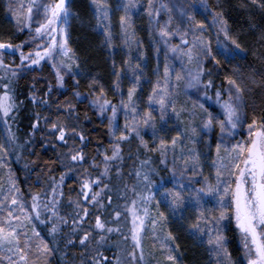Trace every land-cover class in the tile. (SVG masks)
<instances>
[{
    "label": "snow or ice",
    "instance_id": "snow-or-ice-1",
    "mask_svg": "<svg viewBox=\"0 0 264 264\" xmlns=\"http://www.w3.org/2000/svg\"><path fill=\"white\" fill-rule=\"evenodd\" d=\"M3 3L12 27L6 39L0 38V122L6 131L0 137V170L7 173L6 181L0 177V264H51L53 259L56 264H148L142 243L145 233L151 234L153 248L161 253L163 264H183L179 237L167 228L169 224L185 231L194 246L203 249L206 264H264V101L257 106L250 105L248 99L254 89L264 90V74L259 81L255 72L245 79L238 69H233V74L225 75L217 85L222 71L218 57L231 63L247 56L238 37L230 34L223 10H214L208 0H199L211 17L210 23H205L196 20V0H146V5L141 0H116L114 5L109 0H90L93 30L103 37L100 47L108 51L111 59V74L115 77L111 90L120 97L113 103L101 78L83 70L86 59L82 61L70 46L71 23L78 19L72 0ZM250 3L264 10V0ZM114 12L121 13L118 34L113 30ZM140 13L147 16L157 57L160 45L164 47L163 75L159 74L158 61L154 83L145 78L146 55L136 34L134 16ZM23 34L24 39L14 42ZM117 35L121 40L119 50L127 49L120 67L115 60ZM176 38L180 42L173 44L171 41ZM260 39L264 41V33ZM169 53L182 66L174 75ZM42 62L50 66L55 85L46 81L44 91L37 88L39 80L33 77L25 99L20 100L19 80L41 67ZM66 77L72 80V95L77 102L88 101L90 96V107L107 119L111 143L103 152L96 149L97 155L102 156L103 170L94 178L89 168L99 169L101 163L93 157L88 167H83L88 161L84 152L87 137L83 131H77L76 105L67 99L60 103L51 99L55 90L67 87ZM88 77L90 91L81 93L77 90L80 78ZM126 78L130 86L125 98L121 85ZM145 82L152 83V87L147 107L142 109L140 93ZM190 90L196 99L189 95ZM181 92L188 96L190 106L186 101L177 107ZM26 103L48 111L55 108L66 116L52 120L41 111H33L29 138L21 143L12 128ZM121 112L122 127L117 119ZM154 112H158V119ZM85 119H89L86 114ZM173 130L175 135L168 138L167 133ZM40 131H47L67 149L58 154L56 161L65 171L59 178L47 176L45 183L50 193L29 190L30 199H26L10 166L11 158L14 156L19 162L25 150L36 155L28 146ZM145 135L151 136V145ZM133 141L138 143L135 154L129 150V159L134 160L135 166L128 175L134 177V183L128 184L122 171L125 157L121 145H131ZM141 152L144 159H140ZM149 153L159 154V164L171 174V188L165 187L167 181L158 167L152 166ZM209 157L213 172L205 175L203 164ZM36 165L37 161L32 160L24 168L32 172ZM113 168L116 179L122 183L115 191L110 183L103 182L104 178L111 182ZM51 171L49 167L48 172ZM74 172L79 193L76 199L69 198L72 212L61 215L63 186ZM154 176L159 179H153ZM36 179L41 181L40 173ZM94 186L99 190L93 191ZM117 200L124 203L113 207ZM36 222L47 227L50 240L37 230ZM65 227L70 230L63 232ZM229 231L238 235L240 255L236 258L229 250ZM112 234L118 240L112 241ZM76 248L81 250L73 251ZM112 248L116 251L107 255Z\"/></svg>",
    "mask_w": 264,
    "mask_h": 264
},
{
    "label": "trees",
    "instance_id": "trees-1",
    "mask_svg": "<svg viewBox=\"0 0 264 264\" xmlns=\"http://www.w3.org/2000/svg\"><path fill=\"white\" fill-rule=\"evenodd\" d=\"M109 3L115 4L116 0H109ZM142 4L146 5V0H141ZM208 4L214 10H223L225 18L228 20L231 32L230 34L238 37L239 42L242 46L247 50V56L245 59L237 58L233 60L231 63H226L223 57H218L221 60L222 71L220 72V78L217 79V85L220 84V81L223 79L225 75H232L233 69H238L239 73L247 79V77L255 72L256 79L259 81L262 78L261 74H264V41H261L260 36L264 33V10L252 5L250 0H208ZM72 10L78 14V19H75L71 23V39L70 46L77 50V52L81 55L82 61L86 59L85 63H82V68L84 71L91 73L92 75H97L101 78V83L104 84L107 95L113 103H117L119 100V96L114 94L111 90L112 81L115 77L112 73L111 59L109 58V53L107 50L100 47V42L103 39L102 36L98 35L94 30L93 26L95 24V20L92 15V8L90 6V0H72ZM121 13L114 12L112 14V23L113 30L115 33H119V15ZM196 16H198L196 14ZM200 21H204L202 17H198ZM134 23L136 28V34L139 40L142 42V51L145 52L146 55V67L144 68L145 78L147 80H151L152 83L156 81V69L157 63L159 61L158 71L160 76L164 71V48L161 50L159 56L154 51V47L152 44V38L149 35L148 28V19L146 15L142 13L134 16ZM206 23V20H205ZM255 25V28H252L251 25ZM11 24L8 22V19L5 15V7L3 0H0V38H7L8 35L11 34ZM26 37V34L19 36L18 39L14 40V42H19ZM213 38V47L215 49V38ZM175 44L173 41H171ZM115 44L117 45V50L115 51V60L117 66H122L123 59L126 58L125 53L127 49L124 51H120L121 40L119 35L115 37ZM162 45V44H161ZM133 56L135 57V45H133ZM162 49V48H161ZM170 58H174L173 54L169 53ZM7 62V60H6ZM135 62V60H133ZM170 62V61H169ZM19 63V62H18ZM170 65L172 66L171 62ZM210 67L211 65H206ZM172 68V67H171ZM173 69V68H172ZM41 75V77H39ZM33 77H37L39 79V83L37 84V88L43 89L46 91V81L51 82L55 85L54 77L52 76L51 69L46 65L43 67L41 71H31L26 73L22 79L19 80V99L24 100L25 96L29 91V86L33 83ZM49 79V80H43ZM90 77L88 78H80V87L77 89L81 93H88L90 90L88 88V82ZM152 83H143V91L140 93L141 98V108L146 109V101L147 95L151 91ZM67 87L64 89L55 90L52 94L51 99L56 103H60L67 100H70L73 104L76 105V113L79 115V121H77V131H83L87 137V144L84 148V152L88 157V161L83 165V167H88L91 163L92 158L95 157L97 163L102 162V156H98L96 153V149H100L103 152L106 148L109 147L111 143V137L108 134L107 129V119L105 117H100L97 115L96 111L90 107L89 101L91 97L89 96L88 101H84L83 103L77 102V100L73 97V89L71 87L72 80L66 77ZM130 86V80L124 79L122 82V90L124 92V96L126 98L127 89ZM211 94V93H210ZM250 105L255 103L257 106L264 101V90L254 89V91L248 97ZM177 107L179 108V104L177 102ZM33 111H41L43 115L50 116L52 120H55L57 117L64 119L66 113L57 112L55 108L51 111L46 109H41L39 107L33 108L31 104L26 103L24 108H22L19 113V118L17 122L13 125L12 130L16 132L17 136L20 138V142L23 143L25 139L29 138V133L31 129L29 128V124L32 122V113ZM249 115H251V108H249ZM85 114L89 119H85ZM158 119V112H155ZM118 123L122 127L124 124V116L123 113L118 114ZM171 124L172 121H169ZM43 121H41V128L43 129ZM3 130L4 125L2 123ZM3 132V133H4ZM218 132V131H217ZM169 135V132L167 133ZM175 134V132H174ZM171 135V134H170ZM215 135V134H214ZM149 135H145V139H147ZM43 138V139H42ZM50 141V143H49ZM72 141H69L71 144ZM79 143V141H77ZM137 141H133L131 145L128 143H124L121 145L123 149V154L125 157L124 164L122 166V171L124 174V179L128 184L134 183V177H130L128 175L135 166L134 160L129 159V150L131 149L132 153L135 154ZM43 145V146H42ZM55 145V147H53ZM151 145V144H150ZM200 147L199 145L197 146ZM214 150V143L212 145ZM29 149L34 151L36 155H31L28 150H25L22 154V159L19 162H16L15 157L11 158V168L15 172L18 178V184L21 191L24 193L26 199H30L28 197V191L38 192L42 189L44 191H48L50 193V188L47 187L46 181L47 176L52 175L59 178L61 172L65 171L63 166H59L56 163L58 154L66 152L67 149L62 147L60 143L56 142L55 139L49 136L47 131L37 132L35 137L32 138V143L28 146ZM108 155H111V152H108ZM148 155L152 156L153 159V167H158L160 171V175L164 176L167 183H165V187H172V179L171 174L167 171L164 165L159 164V154L158 153H149ZM145 155L141 152L140 159H144ZM204 159V158H202ZM35 160L37 161V165L35 166V171L29 172L24 168V164L29 161ZM211 158L209 157L203 164V169L205 175L210 174L207 169L206 164L210 163ZM47 162V164H46ZM138 164V161L135 162ZM33 167L30 165V168ZM52 168L51 173L48 172V168ZM43 170V171H41ZM103 170L102 163L99 169L89 168V172L92 173L93 178ZM37 173H40L41 181L37 182L36 176ZM112 179L111 182L107 178H104V183H110V187L115 191L117 186L122 187V183L118 181L115 177V170L113 168L112 173H110ZM77 173H70L69 177L66 179V182L63 186V197L61 199L60 204V213L61 215H65L66 213L72 212V208L69 207L68 201L69 198L76 199L79 193L80 185L76 179ZM27 177V179H26ZM153 179H159L158 177H153ZM102 186V185H101ZM199 186V185H198ZM98 187H93V191H98ZM111 195L112 193H107ZM106 203V201H105ZM123 200H117L114 202L113 207L116 204H123ZM90 211H92L91 206H88ZM44 218V217H42ZM94 222V221H89ZM38 229L41 234L45 237V239H49L47 236V227L44 225H39ZM69 224H71V219L69 220ZM50 227V225L48 226ZM85 229H87V224H85ZM129 227H130V218H129ZM175 235H178L179 239L177 243L180 245V250L184 253L183 263L185 264H206L207 256L204 254L203 249L196 248L193 244V241L188 237L187 233L183 230H178L175 224H169L168 226ZM70 230L69 227L63 228V232H68ZM82 234V233H81ZM231 243L229 244V250L233 253V257L236 258L240 255L238 242L236 240V233L229 231L227 233ZM118 236L116 234H112L111 240H118ZM130 242V241H129ZM80 248L73 249V251H79ZM116 251L115 248L111 249V252L106 253L107 255H112ZM51 264H56V259L51 261Z\"/></svg>",
    "mask_w": 264,
    "mask_h": 264
},
{
    "label": "rangeland",
    "instance_id": "rangeland-1",
    "mask_svg": "<svg viewBox=\"0 0 264 264\" xmlns=\"http://www.w3.org/2000/svg\"><path fill=\"white\" fill-rule=\"evenodd\" d=\"M184 2L185 3H189V2H191V0H184ZM195 11H196V14L198 15V16H196V20L197 21H200L199 19H198V17H202L203 18V20L205 21L206 20V23H210V20H211V17L210 16H208V14H207V12L204 10V8L200 5V3H199V0H196V8H195ZM206 17H207V19H206ZM167 17H163V19H166ZM163 19L161 20V23L163 22ZM210 31H213V30H211L210 29ZM214 36V35H213ZM175 44H178L180 41H179V38H176V39H173L172 40ZM160 47L162 48L161 50H163V45H160ZM26 51H27V49H25ZM170 62H171V64H172V70H173V75L175 74V72H178V71H181V63H180V61H179V59L178 58H170V60H169ZM19 61L17 60V63H18ZM48 66L49 68H50V66L48 65V64H46V63H43L42 62V66L41 67H39V68H37L35 71H41L42 69H43V67L44 66ZM51 69V68H50ZM161 75H163V73H161ZM39 77H41V75L39 76ZM157 79V78H156ZM39 80V79H38ZM43 80H49V79H43ZM189 95H191L192 96V99H196V96L195 95H192V90H190L189 91ZM186 101L188 102V106H190V101L188 100V96H186V95H184L183 94V92H181V94L177 97V102H178V104H179V106H183V105H185V103H186ZM209 104H211L212 102L211 101H209L208 102ZM207 106V105H206ZM211 110H213V111H217L215 108H213V109H211ZM154 115H156L155 114V112L153 113ZM218 131V130H217ZM4 132V130H3V127H2V122H0V137H3V136H5L6 134H5V132ZM174 132H175V130H173V131H171V132H169V135L167 134V137L168 138H170L171 136H173V135H175L174 134ZM171 134V135H170ZM151 136L149 135V137H147V139L146 140H148L149 141V143L151 144ZM213 154H214V152H213ZM211 162V161H210ZM206 166H207V169H212L211 167H210V163L208 162L207 164H206ZM168 167H171V157H169V164H168ZM211 171V173L213 172V169L212 170H208V172H210ZM205 174V173H204ZM208 175V174H207ZM0 177H3L4 178V180L6 181V179H7V173H6V171L5 170H0ZM157 198L159 199L160 197H159V194H157ZM161 210L162 211H166V209L163 207V206H161ZM153 211H155V209L153 208ZM37 223V222H36ZM173 225V224H172ZM169 226V225H168ZM167 226V228H169ZM170 229V228H169ZM37 230L39 231V229L37 228ZM28 231H29V234H31V228L29 227V229H28ZM42 235V234H41ZM43 236V235H42ZM142 243H143V250H144V254H145V259L147 260V262H148V264H157V261H161V264H163V257H162V255H161V253L159 252V251H157L156 249H154L153 248V244L155 243V241L151 238V234L150 233H145L144 234V239H143V241H142ZM158 247V246H157ZM150 254H152V255H150ZM183 264H185V261H184V263Z\"/></svg>",
    "mask_w": 264,
    "mask_h": 264
},
{
    "label": "flooded vegetation",
    "instance_id": "flooded-vegetation-1",
    "mask_svg": "<svg viewBox=\"0 0 264 264\" xmlns=\"http://www.w3.org/2000/svg\"><path fill=\"white\" fill-rule=\"evenodd\" d=\"M236 235H237V234H236ZM236 240H237V242H238V246H239V248H240L238 235H237V237H236Z\"/></svg>",
    "mask_w": 264,
    "mask_h": 264
}]
</instances>
